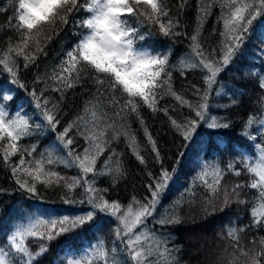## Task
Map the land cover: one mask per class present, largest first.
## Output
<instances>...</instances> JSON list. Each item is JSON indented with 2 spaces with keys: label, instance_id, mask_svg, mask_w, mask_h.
Instances as JSON below:
<instances>
[{
  "label": "snow or ice",
  "instance_id": "6c2138e0",
  "mask_svg": "<svg viewBox=\"0 0 264 264\" xmlns=\"http://www.w3.org/2000/svg\"><path fill=\"white\" fill-rule=\"evenodd\" d=\"M187 3L188 0H178V8L182 10ZM216 9L215 23L220 27L213 28L212 34L219 39L215 47H209L202 39L203 28ZM8 11L11 15L0 25V31H11L14 37L8 36L6 47L0 48V69L8 74L15 90L4 91L0 85V164L10 171L14 191L39 200L42 197L38 186L62 188V203L80 206L81 210L44 208L26 213L0 245V264H39L54 240L85 225H91L94 242L64 249L58 264H180L181 246L173 243V235L165 229L182 224L181 209L196 204L198 197L205 215L214 214L217 208L223 212L232 204H251L250 224L240 226L237 220L230 219L220 234L224 248L218 261L264 264V236L258 234L264 231V95L260 97L259 113L247 114L241 132L247 141L256 142L257 136L250 135L249 130L259 125V142L246 143L248 153L226 167L201 163L189 184L159 212L177 167H163L157 142L141 113L142 108H147L153 114L162 112L168 116L180 138V149L194 141L201 125L214 130L231 128L230 119L210 112V101L213 96H231L230 103L221 106L230 109L239 106L240 98L247 95L235 86L225 90L220 78L238 57L243 58L244 45L253 35L264 62V0H198L196 28L188 37V51L175 63L171 62L173 49L157 48L154 42L153 29L169 39L187 35L181 30L179 17L171 15L168 0H8V8L0 7V14ZM65 28H70L76 39L71 47L61 49L56 63L35 77L34 83L44 87L29 92L36 110L33 117L22 105L15 104L18 90L27 91L20 79V61L28 69L41 56L47 57L48 45ZM192 71L201 74L202 85L189 84L187 90L194 100L179 94L173 86V72L186 77ZM244 75L256 76V87L264 93V70ZM77 87L89 98L82 110L62 125L58 102L46 94L51 91L63 98ZM166 97L187 109L188 115L182 119L170 116V110L175 108L160 103ZM133 118L161 167L156 174L147 173V196H132L122 203L109 198V188L99 186V181L108 178L110 186L115 187L126 176L123 153L115 146L122 138L139 163L146 164L131 128ZM45 136L55 138L38 151ZM22 140L33 142L21 143ZM184 155L179 151L174 165ZM61 168L75 170L76 174H62ZM242 172L249 177L247 183H223L226 175L240 177ZM246 188L256 190L255 195L243 198ZM105 225L113 236L111 246L98 235ZM246 231L257 233L247 245L241 241ZM30 242L37 245L35 251Z\"/></svg>",
  "mask_w": 264,
  "mask_h": 264
},
{
  "label": "trees",
  "instance_id": "16d2710c",
  "mask_svg": "<svg viewBox=\"0 0 264 264\" xmlns=\"http://www.w3.org/2000/svg\"><path fill=\"white\" fill-rule=\"evenodd\" d=\"M168 6L171 8V15L179 17L181 30L187 35L169 39L161 36L153 29L155 33L154 42L157 48L171 47L173 49L171 62L175 63L188 51L190 43L188 37L193 34L196 28L198 0H188L187 5L182 10L178 8V0H168ZM0 7L8 8V0H0ZM218 11V9L214 10L213 15L209 17L204 24L202 39L209 47H215L219 39L218 35L212 34L213 28L219 29L220 27L215 23V17ZM9 15H11L10 11L0 14V25L7 21ZM8 36L14 37L13 32L6 29L0 31V48L6 47L4 41ZM75 39L76 38L71 34V29L65 28L64 31L48 45L47 57L41 56L36 62V65L28 69H24L23 61H20V79L26 85L27 91L24 89L18 90L19 95L16 97V106L22 105L25 112L35 117L36 110L34 109V105L30 102L31 97L29 96V92L33 88L39 90L44 87L41 83H34L35 77L44 73L48 65L56 63L59 59L58 53L62 54L61 49L71 47ZM258 45L259 42H257L255 46L257 48H252L243 58H237L233 65H231L220 78L225 86V90L235 86L247 93V95L240 98L239 106L230 109L221 107L223 104L230 103L231 96H213L210 101L212 105L210 107V112L213 115L230 119L232 123L231 128L227 130H214L207 128L205 125H201L194 141L189 144L187 148L180 149V138L171 128L168 116L162 112L153 114L147 108L141 109L148 130L155 138L159 147L161 157L164 161L163 167L169 170H171L173 166L177 167V173L170 183L169 190L164 195L161 205L157 209L158 212L161 211L162 208L167 207L178 195L179 191L189 184L192 177L200 170L201 163H219L221 167H226L230 161L238 160L241 154L248 153V149H243L244 145L242 144L243 137L241 136V132L247 114L259 113V101L264 93L256 87V76H245L244 74L246 72L258 73L264 70V64L258 65L254 59V56L259 52ZM253 64L255 68L252 67ZM189 84L201 85V74L198 71H192L188 73L186 77H181L178 73L173 72L174 89L186 98L194 100L190 91L187 90ZM0 85L3 86L4 91L9 89L15 90V86L10 83L8 74L3 72L2 69H0ZM46 95L54 102H58L61 110L62 125L78 114L89 98L88 94L80 87L70 90L63 98H61L59 94L51 91ZM160 103L161 106H167L170 109L173 107L175 108V111L170 110L169 112V115L173 118L182 119L183 116L188 115L187 109H181L171 97H166ZM131 128L136 133V137L142 149L141 154L144 155L146 164L142 165L139 163L127 149L122 138L119 145L115 146L118 151L123 153L122 161L126 170V176L122 178L115 187L110 186L111 182L108 178H102L99 181V186L109 188V198L120 200L122 203H127L132 196L141 199L147 196L148 192L145 185L150 182L147 173L151 171L153 174H156L161 167V165L155 162L151 151L148 150L149 146L145 139L144 132L134 118L131 121ZM54 138V136H45L42 138L40 140L41 148L38 149V151L49 145ZM201 141L204 142L203 147H201ZM30 142L33 141H21V143ZM80 143L83 144V141L81 140ZM179 151H184L185 155L183 158H179L178 165H174V161L178 159L177 153ZM16 159V157L13 158L14 161ZM101 160H103V157ZM237 167L239 168L240 165H237ZM59 171L68 176L76 174L75 170L61 168ZM248 180L249 177L242 172L240 177H235L232 174L226 175L223 183H247ZM15 187L10 171L0 164V189L5 190L0 192V245L4 243L6 233L8 234L26 213L37 212L44 208L57 209L60 211L81 210L80 206H67L62 203L61 197L65 195L62 188H44L43 186H38V191L41 193L42 198L36 200L30 199L27 194L14 191ZM255 191L256 190H249L246 188L242 192V197L246 199L251 198L255 195ZM79 193L80 190L77 189V195H79ZM83 207L86 208L87 206L85 205ZM250 208L251 204H232L231 207L226 208L223 212L219 211L217 208L214 214L205 215L202 211V203L199 197L196 204L191 207L186 205L181 209V215L184 217L183 223L180 225L168 226L165 229V231L173 235V243L177 246H181V251L178 256L180 264H219L218 257L224 248V241L221 240L220 234L225 232V226L230 223V219L237 220L240 226L250 224ZM97 218H99V214ZM90 227L91 225H85L83 229L77 232L61 236L57 240H54L50 245L48 253L40 259L39 264H58L61 257L64 256L63 248H68L69 246L80 248L84 246L87 241L94 242V233L89 231ZM256 234L257 233L253 231L242 233V243L247 245ZM258 234L264 236V231ZM98 235L103 236L108 245L111 246L113 236L111 235L108 225H105L104 229L99 232ZM67 244L68 246H66ZM29 246L33 251L37 249V245L34 243L30 242Z\"/></svg>",
  "mask_w": 264,
  "mask_h": 264
},
{
  "label": "bare ground",
  "instance_id": "6f19581e",
  "mask_svg": "<svg viewBox=\"0 0 264 264\" xmlns=\"http://www.w3.org/2000/svg\"><path fill=\"white\" fill-rule=\"evenodd\" d=\"M257 40H256V37H255V35H253L251 38H250V40L248 41V43H246V45H244V56L248 53V52H250V50L252 49V48H254L256 45H257ZM255 48H257V47H255ZM238 58H240V57H238ZM254 59H255V61H256V63L258 64V65H262V64H264V62H262V60L259 58V52L254 56ZM249 133H250V135H256L257 136V141L256 142H259V138H260V126L259 125H257V126H255L253 129H250L249 130ZM256 142H252V141H247L246 140V138H244L243 137V140H242V144L244 145L243 146V149H248L247 147H246V143H256ZM249 150V149H248ZM3 229V228H2ZM6 233V232H5ZM2 234H4V233H2ZM5 235V234H4ZM4 235H1V236H4ZM6 235H7V233H6ZM90 242H92V241H87V243L84 245V246H82V247H85L88 243H90ZM66 246H68V244L66 245ZM70 248H72V249H77V248H74V247H72V246H69ZM68 247V248H69ZM81 248V247H80ZM64 249H66V248H63V250ZM64 252V251H63ZM64 254V253H63Z\"/></svg>",
  "mask_w": 264,
  "mask_h": 264
},
{
  "label": "rangeland",
  "instance_id": "374dc122",
  "mask_svg": "<svg viewBox=\"0 0 264 264\" xmlns=\"http://www.w3.org/2000/svg\"><path fill=\"white\" fill-rule=\"evenodd\" d=\"M88 244H89V243H88ZM88 244H87V245H88ZM87 245H86V246H87ZM86 246H85V247H86Z\"/></svg>",
  "mask_w": 264,
  "mask_h": 264
}]
</instances>
